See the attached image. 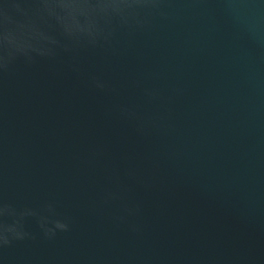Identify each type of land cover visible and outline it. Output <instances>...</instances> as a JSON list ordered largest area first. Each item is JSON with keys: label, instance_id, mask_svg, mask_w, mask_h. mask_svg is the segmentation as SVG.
Wrapping results in <instances>:
<instances>
[{"label": "water", "instance_id": "water-1", "mask_svg": "<svg viewBox=\"0 0 264 264\" xmlns=\"http://www.w3.org/2000/svg\"><path fill=\"white\" fill-rule=\"evenodd\" d=\"M170 11L115 51L82 52L79 73L63 57L0 80V196L54 202L73 220L54 241L0 251V264H264V0H173ZM93 73L117 92L91 88ZM120 103L155 124L140 133ZM113 169L142 202L141 234L103 203Z\"/></svg>", "mask_w": 264, "mask_h": 264}, {"label": "clouds", "instance_id": "clouds-1", "mask_svg": "<svg viewBox=\"0 0 264 264\" xmlns=\"http://www.w3.org/2000/svg\"><path fill=\"white\" fill-rule=\"evenodd\" d=\"M172 3L173 0H0V80L18 63L30 67L42 60L55 62L63 57L70 58L71 70L79 73L82 52L115 51L122 35L134 37L150 31L158 19H169ZM87 82L98 92H117L101 74H90ZM136 83L139 86L140 82ZM143 94L150 101L160 97V91L152 87H145ZM113 111L134 122L142 134L157 120L142 116L134 105L127 103L115 105ZM101 155L99 149L92 153L93 158ZM124 175L146 188L151 186L134 167L126 168ZM110 178L115 187L103 193V203H118L114 222L126 224L130 232L141 234L143 226L135 218L142 213V202L126 198L128 189L118 169L112 170ZM30 217L35 218L38 233L27 227ZM72 226V218L60 213L54 202L40 208L17 207L0 196V251L38 237L54 241L61 233L70 232Z\"/></svg>", "mask_w": 264, "mask_h": 264}]
</instances>
